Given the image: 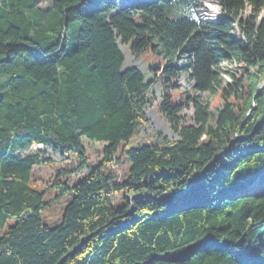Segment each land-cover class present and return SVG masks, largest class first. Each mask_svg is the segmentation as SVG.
Instances as JSON below:
<instances>
[{
	"label": "trees",
	"instance_id": "16d2710c",
	"mask_svg": "<svg viewBox=\"0 0 264 264\" xmlns=\"http://www.w3.org/2000/svg\"><path fill=\"white\" fill-rule=\"evenodd\" d=\"M204 1L0 0V264H264V0H218L216 23ZM119 38L152 79L123 66ZM224 60L238 67L220 84ZM155 81L179 138L128 146ZM84 138L105 142L95 164ZM35 143L77 160L42 190L32 170L47 159L19 153ZM50 188L73 193L55 226Z\"/></svg>",
	"mask_w": 264,
	"mask_h": 264
},
{
	"label": "rangeland",
	"instance_id": "374dc122",
	"mask_svg": "<svg viewBox=\"0 0 264 264\" xmlns=\"http://www.w3.org/2000/svg\"><path fill=\"white\" fill-rule=\"evenodd\" d=\"M211 3L210 2V6ZM214 7V6H213ZM216 8V7H215ZM249 14V10L246 9L244 15ZM118 44L124 53L125 60L123 66L138 65L145 74V79L149 80L154 77L153 71L150 69L149 63L145 62L144 56H135L131 53L129 46L121 42L118 39ZM187 62V54L184 52L178 53L175 64L183 65ZM238 65L234 61L224 60L219 64V82L223 84L226 80L231 79V72H236ZM178 81L186 88L190 93H195L203 101H210L213 93L209 91L193 89V81L188 76V71L179 70ZM164 94V89L159 81H155L147 90V103L144 107L146 112V120L139 127L137 133L133 136L128 146H135L140 143H146L151 141H160L163 137L173 141L179 138L178 133L172 128L171 123L168 121L166 115L159 111L158 103L160 102ZM183 96H181L182 98ZM193 113L192 108L184 109L181 114L185 119H188ZM84 145L87 148L88 158L90 163L95 164L101 158L103 146L105 142L97 141L91 142L84 138ZM41 152L40 157L47 159L36 163L32 170V184L38 189L46 188L52 181L53 177L58 171H63L67 168H74L77 165V160L74 155H68L61 153L59 150L53 149L49 145H43L41 143H35L21 151L20 154H27L30 152ZM120 161L116 162L113 168L120 175V178H124L129 167V161L127 160L122 148L117 153ZM82 174L74 173L69 176L68 172H65L62 176L69 177V182L76 181ZM58 190L50 188L46 193V199L50 200L49 206H47L42 212V219L49 226H55L62 220L63 212L66 203L72 198L73 193L68 192L60 197H56ZM124 192L121 191L113 197L115 205H120L123 202ZM15 221L8 220L6 228L13 224Z\"/></svg>",
	"mask_w": 264,
	"mask_h": 264
},
{
	"label": "bare ground",
	"instance_id": "6f19581e",
	"mask_svg": "<svg viewBox=\"0 0 264 264\" xmlns=\"http://www.w3.org/2000/svg\"><path fill=\"white\" fill-rule=\"evenodd\" d=\"M210 2H213V3H211V7L212 8H214V9H218L219 8V5H220V3H219V1L218 0H209V3ZM214 6V7H213ZM221 6V5H220ZM216 7V8H215ZM203 18L204 19H208L209 17L207 16V15H205V16H203Z\"/></svg>",
	"mask_w": 264,
	"mask_h": 264
},
{
	"label": "water",
	"instance_id": "95a60500",
	"mask_svg": "<svg viewBox=\"0 0 264 264\" xmlns=\"http://www.w3.org/2000/svg\"><path fill=\"white\" fill-rule=\"evenodd\" d=\"M261 17H262V15H261L259 18H261ZM196 246H197V245H194L193 248H195Z\"/></svg>",
	"mask_w": 264,
	"mask_h": 264
}]
</instances>
